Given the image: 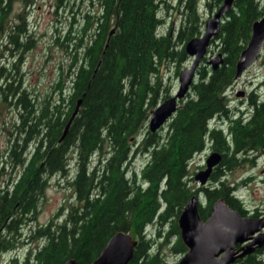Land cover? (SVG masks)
Masks as SVG:
<instances>
[{
  "label": "trees",
  "instance_id": "obj_1",
  "mask_svg": "<svg viewBox=\"0 0 264 264\" xmlns=\"http://www.w3.org/2000/svg\"><path fill=\"white\" fill-rule=\"evenodd\" d=\"M16 1L25 6L32 0H0V37L8 36L14 45L19 44L17 33L24 30L20 15V24L8 23ZM157 2L96 0L97 11L86 16L91 21L85 26L90 28L87 39L82 46L80 38L74 44L73 52L78 46L80 55H68V68L72 69L67 89L63 94L57 89L56 98L50 93L37 99L27 93L17 63L7 67L11 74L5 65L0 66V102L25 112L19 114L16 138L9 146L10 164L20 168L6 180L0 179V252L12 249L21 225L35 219L47 177L64 174L70 150L76 162L68 183L74 199L60 207L64 209L62 219H49L37 227L30 237L40 242L8 264H63L67 259L89 264L118 231L137 240L127 264H165L159 244L153 251L146 227L154 224L158 237L160 228L167 227L163 243L170 235L171 249L184 251L176 218L193 194L205 199V206L198 207L201 219L208 216L209 205L217 198L243 215L233 194L235 188L223 181L218 180L214 187H190L188 161L206 142L220 153L219 164L226 166L264 146V100L251 101L253 112L247 120L229 119L225 96L234 82V65L249 38L251 23L262 12L254 0H232L212 39L223 63L211 70L202 60L163 133L161 128L150 132V112L168 97L160 71L168 63L178 70L187 57L184 43L200 31L193 0H177L185 10L182 25L176 31L159 32ZM220 2L206 0L205 5L210 10ZM10 30L13 34L7 33ZM30 44L22 42L20 49L26 50ZM77 99V111L60 138ZM215 116L229 119L225 135L222 127L209 126ZM138 153L147 158L134 172L128 164ZM2 173L0 170V177ZM214 176L212 171L209 179ZM242 262L253 264L251 256Z\"/></svg>",
  "mask_w": 264,
  "mask_h": 264
},
{
  "label": "rangeland",
  "instance_id": "obj_2",
  "mask_svg": "<svg viewBox=\"0 0 264 264\" xmlns=\"http://www.w3.org/2000/svg\"><path fill=\"white\" fill-rule=\"evenodd\" d=\"M181 1L184 2L185 0ZM182 2L158 0V17L160 21L157 30L159 32H165L169 28L172 31L179 29L185 13ZM205 2L206 0H193L197 19L200 23L198 35L203 29L205 19L216 8L215 6L209 10ZM96 11V0H32L29 5L25 6L19 1L13 2L8 13V23L10 25L20 24V19L17 18L20 15L24 30L17 33L18 45L11 43L6 35L3 38L0 37V66L5 65L6 68H9L12 62L17 63L23 87L27 93L34 95L37 99L50 93L53 98H56L57 89L63 94L68 85V72L72 69V67L68 68V55H80L78 50L80 47L78 46L76 52H73L74 44L77 43L78 38L81 39L80 46L84 44L90 29L89 26L85 27L87 22L90 21V18L86 16H90ZM7 33L13 34L11 30ZM25 41L31 44L28 49L22 50L20 44ZM216 44V41L209 43L206 55H214L218 51ZM189 62L190 58L187 56L185 60L179 63L178 70L176 65L171 63L161 69L160 72L167 96L173 95L177 88V74L179 70L187 67ZM7 72L11 74L13 71L8 69ZM261 73L260 64L256 61L229 85L225 92L229 118H244L246 116V112L251 107V103H248L245 99L246 95H251V99L255 96L256 99L263 94V87H260L257 83ZM237 91H242L243 95L236 96ZM7 99L12 101L9 96ZM19 114L21 116L25 115L20 107L0 102V170H3L0 179L3 180L7 179V175H15L20 168L10 164L12 156L9 152V146L12 144L18 128ZM227 122L226 117L215 116L210 119L209 126L222 127V134L225 135L224 128ZM164 126L165 124L159 130L161 133L165 130ZM210 151L212 149L206 142L204 147L189 159L188 185L194 189L214 187L218 180L223 181L224 184L235 188L233 194L242 205L243 217L257 212L261 217L258 220L264 221V146L260 150L243 154L242 157H239L240 161L232 162L233 164L230 166L225 164L215 166L213 169L215 171L214 179H208L204 186H201L194 181L193 175L199 169L204 168V160ZM146 158L145 153L136 154L131 158L128 169L137 172L146 161ZM75 163V153L70 150L67 153L64 174L57 172L47 177V184L39 200L35 219L26 221L21 225L20 234L14 240L15 246L12 249L0 252V264H8L12 257L20 258L27 251L35 248L40 240L30 236L37 227L43 226L49 219L57 222L62 219L60 217L63 216L64 209L60 210V207H67L74 199L68 183L74 175ZM198 199L199 207H204L205 199L203 196H198ZM156 229L154 224L146 227V234L148 239L152 241L153 251L160 245L159 255L163 258L165 264H176L183 251L171 249L173 237L170 235L167 243H163V237L168 232L167 227L160 228L159 237L156 236ZM258 232L264 233V226ZM261 246H263L261 251L251 256L253 264H264V244Z\"/></svg>",
  "mask_w": 264,
  "mask_h": 264
},
{
  "label": "water",
  "instance_id": "obj_3",
  "mask_svg": "<svg viewBox=\"0 0 264 264\" xmlns=\"http://www.w3.org/2000/svg\"><path fill=\"white\" fill-rule=\"evenodd\" d=\"M232 0H222L217 10L203 23L201 34L187 40L183 51L190 58L187 67L179 70L177 74V88L170 95L159 102L150 112L147 128L154 132L175 112L178 101L183 99L194 81L195 69L201 60L210 67L217 69L223 63V55L217 51L214 55H206L209 43L219 33V21L223 13L231 8ZM264 40V15L251 24L250 37L238 55L234 65V79L251 65L255 60L262 41ZM206 58V59H205ZM236 96H242V91H237ZM80 99H77L63 131L77 111ZM219 152L211 151L204 160V168L194 173L193 179L203 186L211 174L212 169L220 163ZM198 195L193 194L184 204L176 218L179 230V239L185 251L176 264H241L234 262L250 254L256 247L264 244V233L258 232L264 221L243 217L235 209L230 208L222 198H217L209 205V214L201 219L198 214ZM237 250L235 244H242ZM137 240L132 239L126 232L114 233L105 243L97 257L89 264H127L131 259L132 250ZM239 252V253H238ZM63 264H75L74 259H67Z\"/></svg>",
  "mask_w": 264,
  "mask_h": 264
},
{
  "label": "flooded vegetation",
  "instance_id": "obj_4",
  "mask_svg": "<svg viewBox=\"0 0 264 264\" xmlns=\"http://www.w3.org/2000/svg\"><path fill=\"white\" fill-rule=\"evenodd\" d=\"M255 1V3L258 5V9H259V12H262L261 13V15H259L255 20H257V19H259L261 16H263L264 15V0H254ZM221 2H222V0H221ZM221 2L216 6V8H215V10H214V12L217 10V8L219 7V5L221 4ZM223 20H224V15L223 16H221V18H220V21H219V26H220V24L223 22ZM254 20V21H255ZM252 24V23H251ZM249 37H250V35H249ZM249 39V38H248ZM248 41V40H247ZM247 43V42H246ZM246 45V44H245ZM257 61V63L258 64H260V67H261V70H262V73H261V77H260V79L257 81V83L259 84V86L260 87H263V94L261 95V96H259L258 98H256L255 99V96H254V98H252L251 100H250V98H251V95L249 96V95H246L245 96V99H247V101H248V103H251V107L249 108V110H248V112H246V116L244 117V118H241L242 120H247L250 116H251V114H252V112H253V107H254V105H253V103L251 102V101H254V102H261V101H263L264 100V40L262 41V43H261V45H260V49H259V52H258V54H257V57H256V59L254 60V62L253 63H255ZM233 117H231V118H229V119H232ZM228 118H227V120H229ZM262 140L264 141V135H263V138H262ZM219 166H220V164H219ZM243 216V215H242ZM247 217H251V218H256V219H259V218H261L259 215H258V213L257 212H255V213H250L249 214V216H247ZM244 243H247V242H244ZM244 243H242V245L244 244ZM241 244L239 245V244H235L234 245V249H238L240 246H242ZM263 246H260V247H256L250 254H248V255H245V256H243L242 258H237V259H235V261L234 262H239V263H241V264H245V263H243L242 262V260L244 259V257H246V256H252L253 254H255V253H257V252H259V251H261V248H262ZM239 253V252H238Z\"/></svg>",
  "mask_w": 264,
  "mask_h": 264
}]
</instances>
